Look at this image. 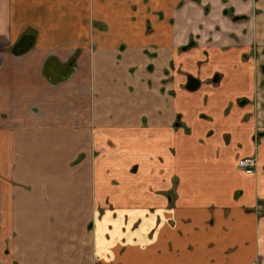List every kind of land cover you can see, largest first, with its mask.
<instances>
[{
    "label": "crops",
    "instance_id": "1",
    "mask_svg": "<svg viewBox=\"0 0 264 264\" xmlns=\"http://www.w3.org/2000/svg\"><path fill=\"white\" fill-rule=\"evenodd\" d=\"M22 41L28 50L14 52ZM256 49L264 0H0V240L16 233L10 259L264 264V125L238 102H264V91L254 99L264 83ZM50 57H76L58 84L45 73ZM234 62L244 71L227 79ZM189 75L216 80L190 91ZM255 154L254 175L237 167ZM38 163L48 178L35 176ZM165 176L178 188L155 208L111 184L144 186L147 205Z\"/></svg>",
    "mask_w": 264,
    "mask_h": 264
},
{
    "label": "rangeland",
    "instance_id": "2",
    "mask_svg": "<svg viewBox=\"0 0 264 264\" xmlns=\"http://www.w3.org/2000/svg\"><path fill=\"white\" fill-rule=\"evenodd\" d=\"M256 50L251 53L253 59L255 60L254 65H255L256 68H259L260 69L261 75L264 76V72H262V69L260 68L261 65L264 63V61L262 60V57L264 56V51H258V50L256 51ZM181 51H183L182 48H181ZM200 63H203V62L200 61ZM224 69H225V73H227L229 75V78H227V79H230L231 76L233 74H236L237 72L244 71V69L242 68V65L240 66V64L238 62H234L231 65H226L224 67ZM216 72H218L219 75L222 76V73L221 72H219V71H216ZM190 77L197 78L194 75H189L187 77V82L185 83V88H187L188 80H189ZM197 79L200 81V84H199V86H198V88L196 90H198V89L200 90V88H201V86H202L203 83H205V85H207V84L215 83V80H216V79H213V78L212 79H207L205 81H203L202 79H199V78H197ZM233 88H234V86H233ZM227 90H228V87H227ZM190 91H194V90H190ZM261 91H264V83H261L260 87L256 91V96L255 97L253 96L254 99H261L259 97V95H261ZM238 102H240V105L249 106L251 104V106H252L251 112L248 115L245 116V119L246 120H255L256 121V123H255L256 127H258V126H260L262 124L264 125V102L262 103V105L260 104V102L256 105V102L253 103L251 101V99H249V98L240 99V100H238ZM233 103H236V100ZM230 106H231V104H230ZM235 130H236V128H235ZM187 131H189V129ZM217 131L218 132H216V136L214 138V141L220 139L221 136H222V134H225V133H221V131H219V130H217ZM259 133H262V132H259ZM259 133H258V130H257L256 131V138H258V139L261 137V135ZM197 135L198 134H196L195 137H193V139H189L187 142H185V141L181 142V144L184 147H186L185 143H188L190 145L191 144H195L196 141H197ZM206 155H207V153L205 154V158H206ZM251 156H253L256 159V161H257V165L255 167L254 172L253 173H248V172H246L244 170L243 171L245 173L249 174V175H254L257 172V170H256L257 167L259 166V161H258L259 159L257 158V155L256 154L255 155H251ZM247 157H249V156H247ZM46 165L39 164V163L38 164H35L33 166V169H32L33 170V173L35 174V176H38L39 178H48V176L45 174ZM204 165L205 164L199 165L198 166V169H199V171L201 173H203L205 175H208L204 171L211 169V167L208 166V165H206L205 167H203ZM133 171L136 172L137 171V168L135 167V169H133ZM161 180H162V182H161ZM161 180L159 181V183H156L154 185V190H156V192H155V194H152L151 197H150V199L154 198V200L152 202L147 203V205L145 203V200H146L147 196L143 194L144 186L139 185V187H137L138 184H133V186H130V188L128 189V188L124 187V184L123 183H120L119 180H114V183H111V184L113 185V187H115L117 189L116 192L119 193V194H120V187L122 185V191L124 193V197L127 196L128 191H130L131 193H134V191H135L136 193L133 194V195H135L136 197H140L141 199H143V204H141V205H144V208H146V207H149V205H153V206H150V207H154V206L156 207L157 206L156 203L159 206V204H161V194H166L168 192H170L172 194L174 191H177V188H178V179H177L176 176L173 178V183L170 182L168 176H165ZM158 189H160V190H158ZM133 195H131V198H133ZM158 196H159L160 200H157L158 199ZM257 209H258V211L260 213H264V205L260 206ZM0 213L2 215V214H4V211H1L0 210ZM1 219H3V218H1ZM76 222H80V220H76ZM7 223H8V220H5V219L4 220H0V226H3V224H7ZM4 230H6V228L3 229V231ZM0 231H1V227H0ZM60 231L63 232L61 229H60ZM15 234L16 233L10 228V229H8V233L6 234L8 236L6 238H4L3 240H0V264H18L17 261L10 259V256H11V240L13 238H15ZM85 234L88 235V238L90 240V235L86 231H85ZM0 235H1V233H0ZM86 240H87V237L84 236L83 239H82V243L84 244L86 242ZM72 246L74 248V245H72ZM84 251H85V248H84ZM82 262L84 263L85 260H83Z\"/></svg>",
    "mask_w": 264,
    "mask_h": 264
},
{
    "label": "trees",
    "instance_id": "3",
    "mask_svg": "<svg viewBox=\"0 0 264 264\" xmlns=\"http://www.w3.org/2000/svg\"><path fill=\"white\" fill-rule=\"evenodd\" d=\"M241 16L240 18H244ZM195 45V41L191 40L187 45L183 46V50H187ZM76 57H73L67 64L57 65L56 58L50 57L45 64V73L50 75V79L54 82L59 83L65 78H68L76 66ZM188 130V129H187ZM264 202V201H261Z\"/></svg>",
    "mask_w": 264,
    "mask_h": 264
},
{
    "label": "built area",
    "instance_id": "4",
    "mask_svg": "<svg viewBox=\"0 0 264 264\" xmlns=\"http://www.w3.org/2000/svg\"><path fill=\"white\" fill-rule=\"evenodd\" d=\"M256 165L257 161L253 156L239 158L237 161V166L248 173H253Z\"/></svg>",
    "mask_w": 264,
    "mask_h": 264
},
{
    "label": "water",
    "instance_id": "5",
    "mask_svg": "<svg viewBox=\"0 0 264 264\" xmlns=\"http://www.w3.org/2000/svg\"><path fill=\"white\" fill-rule=\"evenodd\" d=\"M20 47H21L20 49L14 51V52L24 53L29 48V47L25 48V43L23 41L20 43ZM199 84H200V81L197 78L190 77L189 80H188L187 88L189 90H196L198 88Z\"/></svg>",
    "mask_w": 264,
    "mask_h": 264
},
{
    "label": "flooded vegetation",
    "instance_id": "6",
    "mask_svg": "<svg viewBox=\"0 0 264 264\" xmlns=\"http://www.w3.org/2000/svg\"><path fill=\"white\" fill-rule=\"evenodd\" d=\"M248 56L247 55H245V58H247Z\"/></svg>",
    "mask_w": 264,
    "mask_h": 264
}]
</instances>
